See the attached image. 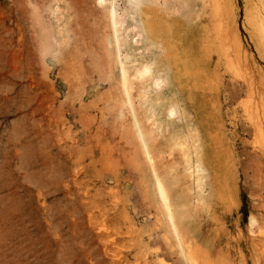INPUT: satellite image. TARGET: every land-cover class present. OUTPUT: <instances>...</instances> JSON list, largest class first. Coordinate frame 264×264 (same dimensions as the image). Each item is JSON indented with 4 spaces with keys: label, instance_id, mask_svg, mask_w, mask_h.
I'll use <instances>...</instances> for the list:
<instances>
[{
    "label": "rangeland",
    "instance_id": "obj_1",
    "mask_svg": "<svg viewBox=\"0 0 264 264\" xmlns=\"http://www.w3.org/2000/svg\"><path fill=\"white\" fill-rule=\"evenodd\" d=\"M171 1L194 34L180 25L165 64L187 60L206 77L178 100H144L134 85L125 100L117 72L98 68L108 2L0 0V264H264V0ZM118 35L132 69L143 38ZM134 115L158 169L171 167L162 176L181 198L170 202L187 261L141 148L133 161Z\"/></svg>",
    "mask_w": 264,
    "mask_h": 264
},
{
    "label": "bare ground",
    "instance_id": "obj_2",
    "mask_svg": "<svg viewBox=\"0 0 264 264\" xmlns=\"http://www.w3.org/2000/svg\"><path fill=\"white\" fill-rule=\"evenodd\" d=\"M107 2L109 3V6H107L105 9L107 13V20H108L107 27L109 29V32H106L104 35L105 42H106L104 47H105L106 53H103L104 56H99L98 63L101 62L102 64L98 68L100 71L99 73H109L110 74V73L117 72V75L119 76L118 81L120 82L121 93L123 97L125 98V100H131L133 98L131 97L130 93L135 88L138 92H140L139 94H143L144 96H146L143 98L144 100H160V98L163 100L164 97L165 99L178 100L182 98V90L186 87L187 84H192V83L195 84L203 80L202 77L204 73L202 75L200 71L191 72L189 69L187 60H183L182 62L181 61L176 62L178 59H176V61L170 60L172 61V63L170 62L171 63L170 66L168 64H167L168 66H166L165 64L166 62L169 63L168 61L169 57L173 55V53L175 52V49L181 43V40H182V36L180 34L181 27L182 26L187 27V29H185L186 37L193 36L194 34V29H193L194 25L193 24L189 25V23L186 25L185 17L181 13L171 14L169 13V11H167V7L169 6V3L171 5V9L174 12L183 11L184 6L182 4L176 1L172 2L171 0H126V4L123 6L121 12H117L114 6L113 0H100V4H103V5L107 4ZM215 21L216 22L214 23V27H213V34H214L213 41L222 45L225 41L226 32H225L224 24H223L224 20L219 11L215 13ZM121 28L123 29L124 32L136 31L137 35L143 38L142 45L144 47L145 52L147 51L143 55L134 56V59L132 60L134 62L132 63L133 65L131 66L132 69L128 68L129 66L126 67L122 63V61L119 60V57L121 55L122 39L119 38L118 32ZM155 38H160L159 44L156 42ZM135 40L137 41L138 39H135ZM221 53L223 55L228 54L226 53L225 49H222ZM112 55H114V57L118 59V62L120 64L118 71L115 70L113 67L112 60L110 59L112 58L111 57ZM95 66L96 65H94V67ZM95 69H97V66L95 67ZM204 77L206 76L204 75ZM168 78H170V82L168 81ZM132 87H134V89ZM115 95L112 94V96L114 97ZM119 96L121 97V95ZM139 98L141 100V97ZM130 108L132 111H135L132 109V107ZM169 114L171 113L169 112ZM136 117L137 115H134L133 119H134V126H135L134 129L136 131V136L138 139H135L136 138L134 137L135 132H133L132 137L134 140L131 138L133 141V143L131 144L135 145L136 142L134 141L138 140V143L136 144H139V145L136 146V148L139 146L140 147L138 148V150H133V152L137 153V151H139V149L141 148L140 150L141 152H143L142 154H144L146 162H147L146 167H144L143 165H140V166H143L144 168L143 169L140 167V169H143L144 172L146 169L147 173L145 172L144 175L142 174L140 175H142L143 178H147V180L145 179L146 181L145 180L144 181L145 183L147 182L148 184V187H147L148 190L152 193V196L155 197V199L162 205V208L164 209L163 211V209L160 206V208L164 212L163 214L165 215L164 216L162 214L165 219L164 221L165 225L166 223L168 224L166 225V227H169L171 229L170 232L172 231L171 232L172 235L174 233L175 236L173 237L176 238L175 242H177L178 246L180 247V249H178L180 253V259H182L183 261H187L188 252H186V250H184L182 247L183 239L181 238L182 235L180 236L179 231H178V228L180 227L177 228V221L175 219V209L172 208V206L175 203H178L181 201V198H180V195H178L177 191H175L174 194L173 192L172 194L170 193V195L173 196V198H171L173 199L172 203L175 202L172 205V203L170 202L171 199L168 193L169 192L168 189H171L170 186L173 184V181L171 180L172 177L171 179L165 178L166 179L165 181L163 177L165 176V173L162 176V173L168 171V169L171 167L166 168L167 170L165 171L161 170L160 168L158 169V166L163 161H161L160 159L161 163L158 164V166H156L157 164H155L153 161L154 157L152 155V152H153L152 149H155L154 142L156 141L154 142L152 141L153 142L152 144L150 143L151 140L149 141V139L150 138L152 139V136L150 137L149 135L147 136L146 134L147 131L144 132L146 129L143 131V129L141 128L143 126L139 125L141 123L138 122L139 119ZM153 139H154V136H153ZM150 144L151 145L154 144L152 146L153 148L151 147ZM156 153L157 152H155L154 155H156ZM142 154L139 153L138 156L140 155L142 156ZM133 155H134V160L132 159L133 161L135 160L139 161V159L144 158L142 156L140 158L138 157L137 159H135L136 157L135 153H133ZM143 162L142 163L140 162V163L141 164L145 163L146 165V162L144 163ZM166 162L164 163L166 164ZM140 169L138 172L141 171ZM170 173L171 172H169L168 174ZM173 190H177V189H173ZM150 192L148 193L150 194ZM176 192L177 194H175Z\"/></svg>",
    "mask_w": 264,
    "mask_h": 264
}]
</instances>
